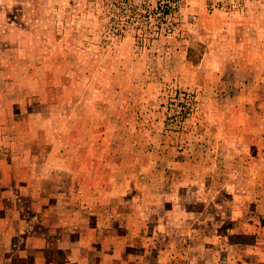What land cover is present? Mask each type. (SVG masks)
I'll list each match as a JSON object with an SVG mask.
<instances>
[{"label": "rangeland", "instance_id": "1", "mask_svg": "<svg viewBox=\"0 0 264 264\" xmlns=\"http://www.w3.org/2000/svg\"><path fill=\"white\" fill-rule=\"evenodd\" d=\"M5 170L0 264L112 209L155 264H264V0H0Z\"/></svg>", "mask_w": 264, "mask_h": 264}, {"label": "crops", "instance_id": "2", "mask_svg": "<svg viewBox=\"0 0 264 264\" xmlns=\"http://www.w3.org/2000/svg\"><path fill=\"white\" fill-rule=\"evenodd\" d=\"M11 168V174L17 175L19 169L16 171L15 167ZM23 174L26 176L27 170ZM0 176L10 175L5 170ZM12 181L14 178L6 179L9 188ZM76 202L78 200L74 199V204ZM103 205L95 207L107 209L113 203L109 207L104 202ZM72 211L71 216L50 215L52 211L47 210L39 217L19 219L17 225L27 224L21 230V233H27V256L39 250V257L30 264H46L43 253L47 249H53L57 253L65 252V264H155V259L143 255L142 237L137 230L128 231V226H123L137 220L136 217L113 214V209L110 215L105 210L106 217L93 220L92 224L90 217L83 219L76 211ZM111 225H115V228L110 227ZM121 228L124 230H120Z\"/></svg>", "mask_w": 264, "mask_h": 264}]
</instances>
